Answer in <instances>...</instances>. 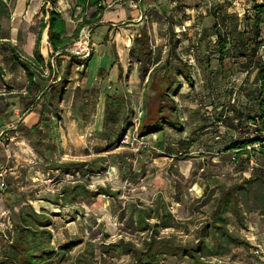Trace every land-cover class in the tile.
<instances>
[{
    "label": "rangeland",
    "instance_id": "rangeland-1",
    "mask_svg": "<svg viewBox=\"0 0 264 264\" xmlns=\"http://www.w3.org/2000/svg\"><path fill=\"white\" fill-rule=\"evenodd\" d=\"M6 1L8 2L11 16L10 18L2 19V34L6 40L20 45V48L26 54L28 39L37 33L41 21L43 19L47 20L48 16L45 11L50 6L45 4V0ZM104 3L109 10L116 11L113 14L115 19L113 23L116 24V27L111 28H116L117 30L131 24L129 20L132 17L128 16V18L119 20V8L116 6L137 5L139 6L138 9L143 11L145 26L142 31L149 37L148 49L146 50L148 52L147 55H143L144 52L142 53L140 44L137 41L135 42L136 35L131 38V45L135 44V46H131L132 50L130 52L132 60L139 64L142 77L145 80L149 78L140 98L136 101L124 91L125 87H123V93L110 92L111 90L104 83L101 84L99 82L97 87L88 89L86 68L81 64L85 60H74L75 62H71L73 63L72 65H68L67 61L69 62V60L64 58L60 60L66 61V63L61 62V65L58 66L56 59L52 58L51 46L44 44V41H46L44 36L48 35L47 31H45L41 51L48 59V62L51 61L56 76L55 74L50 75L49 68H45L43 78L45 79L43 84L44 93L37 90V88H33L29 94L30 98L25 101L26 106L30 105L31 107L34 104L35 107L33 108L36 109L40 100H44L36 113L28 119V130L25 136L21 135L24 139L10 140L11 148L9 153L11 163L9 167L12 170H8L5 178L12 190L18 191L19 194L28 195L34 203L36 202L35 200L43 198L51 200L61 193L64 186L73 184L80 177L79 174V176H74L67 171L56 170L57 165H74L82 162L91 164L92 161L99 157H105L108 161L107 170L103 174L91 176V180H89L90 189L96 190L99 186L110 185L113 190L120 191L119 197L114 199L101 197L92 204L81 202L76 205L79 207L81 214L75 218V221L69 214L52 217L51 219L55 223L53 229L55 231L59 230L58 232L62 233L65 238L85 239L86 242L92 241L95 244H99L102 241L105 243L116 242L121 237H126L141 245L144 235L125 230V225L120 220V211L128 201L138 199L136 194L141 184V182L137 183L135 180H130L126 183L123 179L124 167L134 173L135 167H140L141 156L145 153L148 154V151L142 141L132 142L130 145L122 144L123 138L121 135L125 134L127 130L123 127L122 122L128 114L133 117L135 112H138L139 107L144 112L141 122L151 115L158 117L159 113L157 112L160 107H164L163 113H168L166 107L170 106L172 101L171 97L163 93L165 88L170 85L168 80H164V77L169 79H174V77L170 70L166 72V66H168V69L170 66L173 69L181 65L179 59L185 61L193 60L191 58L194 55L188 54V50L194 47L193 45L198 41V37L195 39L193 37L187 38L190 40L188 43L191 46L190 48H185V46L180 47L181 50L177 48L179 41H181L178 38L179 32L177 31V26L181 20L178 17L175 18L177 12H180V10H175L177 7H167L161 13L160 9L149 7L146 0H104ZM58 7L63 11L64 15L70 16L72 14L71 7H73V4L71 0H61ZM79 12L80 10H77L74 14L76 16L74 17L75 21L79 18H77ZM195 21L196 24H192V29H196L198 23L203 24L202 27H205L206 32L203 33L201 40L205 42V45L209 46L212 54V49L215 46L213 41L217 39L214 38V32L210 31V28L213 29L212 18L203 14H195ZM170 25H173V31L169 29ZM90 33L92 34L93 32L86 31L82 39L89 43L90 56L94 55L95 50L97 51L88 67L90 81L93 82L99 72V66L102 64L100 56L107 50L105 47H97L96 49ZM210 37L213 38L211 39ZM183 47L184 49H182ZM8 53L7 48H1L0 68L4 73L5 80L0 79V114L4 113L9 103L8 98L12 97L13 94L20 93L25 78L22 68L11 64ZM211 54H200V58ZM170 58L171 60H168ZM77 66L79 67L78 69ZM236 68L231 77L223 78L221 86H216V95L219 97H223V94L227 97L226 91H232V97L237 99L241 97L243 99L244 96L252 92L253 83L251 81L248 82L246 79L247 73L238 70V67ZM4 84L6 85L4 86ZM249 89L250 91L247 92ZM206 98L205 101H208L209 98ZM176 101L179 103V100L176 99ZM182 108L189 114L186 110L188 109L187 107L183 106ZM44 110H46L45 113ZM204 111L206 113L212 112V110H206L205 107H201L200 114L203 116H206ZM112 112L117 114L116 120L108 119V113L111 115ZM10 113H12V110ZM49 120H51V124H47ZM6 122L9 123V120L7 119ZM50 125L53 131L56 129L53 132V136L57 147H54V145L50 146L48 138L52 130L49 128ZM11 138L12 131H4L1 137L5 143ZM114 144L116 145L115 148L107 151V149H110L107 147ZM158 155L164 157L163 154ZM155 156H157V153ZM205 156L206 171H217L218 164L215 162L216 160L212 161L215 156L210 154H205ZM181 158L183 159L184 155L181 156L179 154L173 162H170V159L163 162L158 161L154 168L158 169V174L161 175V172L165 170L167 163H169V173L178 179L180 191L183 193L188 188L189 181L182 179L183 175L178 166ZM253 161L256 164L264 163V149H261L260 146H257ZM131 164L132 166H130ZM193 167L194 171L191 174L196 176L197 172H200L201 166L195 164ZM252 174L254 176L253 182H246V180L238 182L240 183L239 185L244 186L238 191L245 189L237 195L239 198L238 216L233 213V215L227 217L229 219L228 225L232 229V236L241 241L252 243L251 246L228 243L218 248V241L212 237V241H215L214 250L211 254H202V257H199L201 264H264V241L255 240L253 237L254 233L256 235L261 233L262 239H264V208L259 202L261 194H264V181L258 175H255L254 171ZM216 189H210L200 204L198 199H195V202H190L183 198L181 209L183 210V207H185L187 213L179 212L180 219L174 225L172 223L174 229L164 230L162 235H171L177 244L196 248L204 238L203 230L205 227L213 225L216 221L217 217L214 218V215L219 203L218 195L215 196L218 193V189ZM224 191L235 193L236 190L234 185H232ZM224 191L221 193L220 199ZM48 203L46 205L52 213H61L58 207L51 206ZM212 204L213 206H211ZM35 205L39 204L36 203ZM65 208V210L69 209V212L73 211L69 207ZM255 222L258 226L256 228L253 226L254 229H252L251 224ZM105 233H108L109 237L103 240ZM83 247L84 245L76 248L72 255H75ZM75 258L77 257H72L68 263L65 262L64 264H73ZM88 261L90 264H121L128 262L129 257H89ZM195 261L193 257H187L185 260H181L179 257H170L167 260H163L162 264H197Z\"/></svg>",
    "mask_w": 264,
    "mask_h": 264
},
{
    "label": "trees",
    "instance_id": "trees-1",
    "mask_svg": "<svg viewBox=\"0 0 264 264\" xmlns=\"http://www.w3.org/2000/svg\"><path fill=\"white\" fill-rule=\"evenodd\" d=\"M61 0H45V4L50 8L45 11L48 16L47 20L43 19L40 23L39 29L36 33L35 48L32 56L26 55L20 48V45L6 40L2 34V19L10 18L11 11L6 0H0V50L7 48L9 58L12 65L22 68L26 80V96L23 97L22 93L13 94L8 98V105L4 113L0 114V127L4 126V119L2 116L7 112H12L16 109L17 104L20 106L30 98V92L33 88H37L44 93V71L49 68V74H55L54 67L50 62H46L42 51L43 34L47 31L48 42L53 50V57L55 56L58 66L61 65V57L69 56L75 62L77 57L71 54V50L75 42L82 38V30L86 27L92 28L93 26L100 25L103 19V14L106 10L104 0H71L73 7L72 15L80 10L77 16L78 25L74 33L69 36L67 21L63 11L58 7ZM233 5L232 1L224 0L223 3L213 5L209 8L208 16L212 18L214 38H217L213 43L215 46L212 49V54L208 45L201 40L203 34L198 37V41L193 45L194 55L192 57L194 62L208 64L204 71L207 75L209 93L205 94L207 103L213 108L212 112L206 113L205 120L210 121L212 114L217 113L216 122L231 129H236L237 137L233 135L221 134L224 147L222 152H232L233 161H238L239 158L245 156L247 161L253 160L257 151V146L264 149V39L262 38V27L264 25V1L262 4H254L250 11H247L243 16L232 14L228 8ZM45 10V8H44ZM90 12V14H88ZM173 31V25L169 26ZM200 32H206L202 28ZM211 38V37H210ZM212 39V38H211ZM137 42L140 44L143 55H147V46L149 44V37L141 35L138 37ZM209 50L208 54L200 58L202 47ZM94 55L85 59L82 66L87 69L90 61ZM75 60V61H74ZM168 60H171L168 59ZM167 60L169 66L170 63ZM183 68H175L174 71L170 66H166V72L170 70L174 79L165 78L169 84L163 93L171 97L172 104L167 108L168 113H163V108L158 109L159 116L151 115L146 117L142 122L138 137L135 142L142 141L141 137L151 134L164 132L166 128H171L175 131H182L184 122L183 108L176 101V96L182 88L181 77L193 88L194 77L192 74V65L189 61L179 59ZM215 65V66H213ZM247 73L246 79L253 83L252 92L244 96L243 99L239 97H232V91H226L223 97L216 95V86H221L223 78L231 77L234 70L237 69ZM56 76V74H55ZM214 78H218V84L214 85ZM0 79L5 80L4 73L0 68ZM7 84V83H6ZM4 84V86L6 85ZM163 84V83H161ZM246 85V84H245ZM244 85V86H245ZM250 89L247 91L249 92ZM230 90V89H229ZM23 98L25 99L23 101ZM34 104H32L33 106ZM217 105V107H214ZM30 105H27V110ZM13 108V109H12ZM24 109V110H25ZM209 110V109H206ZM108 119L116 120L117 114L115 112L108 113ZM133 120V117H132ZM128 124L125 134L121 135L123 138L129 132L132 124ZM200 137V135H197ZM196 139L179 140L178 151L181 156L190 152V148L194 146ZM218 142V137H217ZM115 144L108 146L107 151L115 148ZM182 159V158H181ZM105 157H99L92 161L91 164L77 163L74 165L59 164L56 170L68 172L71 175L79 176L73 184L63 187L61 193L55 199L43 198L47 202L58 206L63 209L68 206H75L81 202H88L92 204L95 200L101 197L118 198L120 195L119 190H113L110 185L99 186L96 190L90 189L91 176L103 174L107 170L108 163ZM259 168L254 170V174L258 175L264 181V163H258ZM132 166V164L130 165ZM79 174V175H78ZM254 176L248 181L253 182ZM90 178V179H88ZM235 190L241 188L234 185ZM232 192H225L222 195L218 204V209L214 215L217 223L218 218L221 219L222 212L225 211V203ZM238 216V212H235ZM61 213H49L42 209L39 213L36 212L32 205L23 208L18 214H15V229L14 234L6 235V245L3 254L5 257L2 264H64L71 260V250L80 244V240L69 238L66 242L55 241L54 233L51 228L55 223L52 217H59ZM120 220L125 225V230L133 231L135 234L144 235L141 245L136 244L132 239L121 237L116 242L105 243L104 241L99 244L88 243L87 249L84 253L75 258L73 264H90L89 257H129V261L121 264H162L163 260L170 257H179L181 260L187 257H193L197 264H201L199 257L202 254L212 253L214 245L210 242L204 244L202 240L196 248L180 245L175 242V239L168 238L162 235V231L167 228H174L172 223L175 222L173 213L168 209V205L163 198H158L154 205H145L141 200L128 201L120 211ZM223 220V219H222ZM207 225L203 230L205 239L215 237L217 231L220 229L215 225ZM223 235L227 236L236 245H244L250 247L251 244L246 241L234 238L228 231H223ZM109 237L108 233L103 235V240ZM229 240V241H230ZM221 248V245H218Z\"/></svg>",
    "mask_w": 264,
    "mask_h": 264
},
{
    "label": "crops",
    "instance_id": "crops-1",
    "mask_svg": "<svg viewBox=\"0 0 264 264\" xmlns=\"http://www.w3.org/2000/svg\"><path fill=\"white\" fill-rule=\"evenodd\" d=\"M149 4V7L160 9V12L163 13L167 7L174 8L177 7V11L180 10V12H177V16L175 18H180L181 22L178 24L177 31L178 38L181 39L179 41V44L177 45V48L181 50L180 47L185 46V48H190L191 46L188 45L190 40L187 38L193 37L194 39L197 37H200L203 33L200 32L203 24L198 23L196 26H198L196 29H192L193 25L196 24L195 21V14H203L204 16H208L209 8L213 5L218 4V2L223 3L224 0H146ZM233 2V5L228 8V11L232 14L243 16L247 11H250L252 6L256 4H262L264 0H229ZM131 3V2H130ZM133 3V2H132ZM105 5V3H104ZM119 8V20H123V18H128V16H131L132 19H130V23L125 28L117 30L116 24L113 23L115 21L114 19V13L116 11L109 10L108 7H106V10L103 14V19L100 22V25L93 26L92 28L86 27L82 30V36L85 35L86 31H92L91 39L93 40V44L96 47H105L106 52L102 53L100 58L102 59L101 65L99 66V72L97 74V77L94 78V81H90L88 67L86 69V78L88 80V89L95 88L98 86L99 83H104L108 89H110V92L113 93H123V87H125V92L131 97H133L136 101L140 98L144 86L147 83V80L142 77L141 75V69L139 67V64L134 62L132 58L130 57V52L132 50L131 46H135V44L131 45L132 40L131 38L136 35L135 42L137 41L138 37H141L142 34L146 35L142 30L145 26V17L143 14V11L139 8L137 5H129L126 7H123L122 5L116 6ZM135 8V9H134ZM162 9V11H161ZM146 13V12H145ZM191 15V16H190ZM74 17L72 14L70 16H66L67 21V28H68V35L71 36L74 33V30L76 29L78 25V20H74ZM112 22V23H111ZM200 22V21H199ZM193 24V25H192ZM156 25V24H154ZM206 26V25H205ZM152 34V33H150ZM155 35V34H154ZM213 38V37H211ZM262 38L264 39V25L262 27ZM44 44L46 46L50 45L48 43V35L44 36ZM35 42H36V34H34L32 37L28 39L27 46H26V54L29 56L33 55L34 48H35ZM194 44V43H193ZM148 49V46H147ZM184 49V47L182 48ZM201 52L208 54L209 50L206 49V47L201 48ZM194 50L191 48L188 50V54L192 53ZM51 52L53 53V50L51 48ZM96 50L94 52V56L96 55ZM148 52V51H147ZM43 54V53H42ZM46 62H48V59L43 54ZM192 57L191 55H189ZM55 59V56L52 57ZM67 58L69 62L67 61L68 65H72V60L69 56H62L61 59ZM192 59V58H191ZM189 63L192 65L191 70L194 77V86L193 88L181 77L182 81V88L178 95L176 96V99L179 100V104L181 107L185 106L188 109H186L187 112H185V109L183 110L184 114V122L185 125L182 128V131L178 132L171 128H166L164 132L151 134L148 136L141 137L142 142L145 144V148L148 151V154H144L140 158V167H135L134 173H131L127 167H124V174L123 179L127 183L128 181H134L135 182H141L140 186L138 187L136 198L141 200L145 205H154L155 201L158 198H163L167 205L168 209L173 213L175 217V222L179 220L180 215L179 212L187 213L185 210V207L182 208V200L183 198H186L190 202H195V199H198V203H202L204 197L208 193L210 189L217 188L216 190L218 193L215 194V196L218 195V200L220 201V195L224 190L229 189L232 185L243 187L242 185H239L238 183L240 180H246V182H249L248 180L253 176V171L259 168V164L254 163L253 160L247 161L245 159V156L238 159V161H233V153L232 152H222V149L224 147V141H222L221 134L224 135H233L235 138L237 137V131L236 129H231L229 127L223 126L222 124L218 125V122L215 120L216 114L214 113L210 117V121H207L204 119L205 116L200 114V108L205 107L206 109L211 110L213 107L207 103V101L201 99L205 98V94L209 93L210 90L208 89V82L209 79L207 75H205L204 71L206 70L208 64L194 62L193 60H188ZM62 63H66V61L62 60ZM75 64V63H74ZM90 64V63H89ZM215 66V65H213ZM79 67L77 66V69ZM177 68H183L182 64L179 65ZM175 69V68H173ZM150 74V73H149ZM24 85L21 87L20 93L23 94V97L26 96V87H27V80L26 76L24 74ZM218 84V78H214V85ZM120 91V92H119ZM43 93V92H42ZM23 98V101L25 100ZM44 101L43 99L40 100V103L35 108V105L29 107L27 110H24V104L21 106L17 104V108L14 109L12 113L7 112L2 116L4 119V126L0 127V132L2 131H12V139H24L21 135L25 136L26 131L28 130V119L31 115L36 113L37 109L42 104L41 102ZM46 107V106H45ZM214 107H217V105H214ZM218 110V107L216 108ZM21 112V113H20ZM46 110H44V113ZM47 116V114H45ZM24 117V119H23ZM9 120V123L6 122V120ZM132 117L131 115H126L124 118V121L122 122L123 127H128V124L131 122ZM8 124V126H7ZM47 124H51V120L48 121ZM7 126V127H6ZM31 128V126H29ZM50 129H52L51 125L49 126ZM56 129H54L55 131ZM53 129L50 132V136L48 137L50 140V146L57 147V144L55 142V137L53 136ZM197 135H200V137H197ZM19 136V137H16ZM194 146L190 148V152L187 154H184V158L180 160L178 166L179 170L182 173V179L184 181H189L188 188L181 193L180 191V185L178 184V179H176L173 175L169 173V167L170 164L167 163L165 170L161 172V175L158 174V169L154 168V166L157 165V162H163L167 159H170V162H173L176 156L179 154L181 155V152L178 151V141L179 140H188V139H196ZM218 137V142H217ZM52 140V141H51ZM21 141V140H20ZM24 141V140H22ZM49 142V141H48ZM52 148V147H50ZM10 152V151H9ZM2 144H0V171L3 168H8L12 170L11 167H9L10 161V153H9ZM157 153V156L155 154ZM158 154H163L164 157H160ZM203 154V155H202ZM205 154H210L212 156H215V158L212 159L216 160L215 162L218 164V170L214 172L206 171L205 167ZM155 157H154V156ZM151 156V157H150ZM230 156V158H229ZM107 160V159H106ZM200 160V161H199ZM202 161V162H201ZM108 163V161H106ZM197 162V163H195ZM199 162V163H198ZM201 162V163H200ZM197 164V166H201L200 172H197L196 176H192L191 172L194 171V165ZM130 172V173H129ZM160 178H159V177ZM159 180V181H157ZM159 182V183H157ZM245 182V183H246ZM138 185V184H137ZM224 189V190H223ZM240 188L236 189L235 193L233 192L229 197L227 202L225 203V211L222 213L221 219L218 218V222L215 224L220 229H214L216 232L215 234V240L218 241V245H226L228 243L233 244V242L225 235L222 234L223 231H228L232 235V229L228 225L227 217L229 215H233L236 211L238 212L239 208V201H238V193L245 190L242 189L241 191H238ZM214 196V197H215ZM260 204L262 208H264V194H261L260 197ZM137 200V199H135ZM34 203L28 195L19 194L18 191L12 190L7 181L6 178H0V264L4 261V247L7 244L6 241V235L14 234L15 229V214H18L23 208H26L29 205H32L36 212H40L42 209L48 211L52 214V212L48 209L45 200L38 199L35 200ZM45 201V202H44ZM18 203V204H17ZM38 203L39 205H35ZM51 206H56L54 204L48 203ZM219 204V203H218ZM206 206V205H205ZM203 206V207H205ZM213 206V204L211 205ZM58 207V206H56ZM71 210L69 212L68 210H65L66 208L59 209V212L61 214L66 215L69 214V216L75 221V218L78 217L81 214V211L79 207L75 206H68ZM64 210V211H62ZM191 213V212H190ZM189 213V214H190ZM223 219V220H222ZM255 228L258 226V224L252 223L251 228ZM174 227V226H173ZM54 233L55 241L60 242H66L67 239L71 237L65 238L64 235L59 230H54L51 228ZM174 228H167L165 230H170ZM165 236V235H163ZM63 237V239H62ZM165 237H170L174 239L171 235H166ZM254 239L255 240H263L262 234L257 233V235L254 233ZM212 237L209 239L203 238L204 244L210 242V245H214L215 241L213 242ZM237 239V238H236ZM230 240V241H229ZM80 244H78L76 247H74L70 255L71 257H78L84 253V251L88 247V243L85 239H81ZM260 242V241H259ZM252 244V243H251ZM83 249L79 250L75 255H72L73 251L83 246ZM260 245V244H257Z\"/></svg>",
    "mask_w": 264,
    "mask_h": 264
},
{
    "label": "built area",
    "instance_id": "built-area-1",
    "mask_svg": "<svg viewBox=\"0 0 264 264\" xmlns=\"http://www.w3.org/2000/svg\"><path fill=\"white\" fill-rule=\"evenodd\" d=\"M71 54L80 60H85L91 54V49H90L88 41H84L81 38L77 42H75V44L72 47ZM138 109H139L138 112H135V114L133 115L132 124L129 128V132H132V135H130V133H127L122 139V142H123L122 144L124 145L125 144L130 145L132 142H135L137 140V137H138L137 135L139 132V128L142 124L141 121H142L143 113H144L141 107H139ZM3 134H4V131L0 132V144H2L4 148L9 152L11 148L10 140L12 141V138L9 139V141L5 143L3 139H1ZM8 170L9 169L7 167L3 168L0 171V178H5L8 173Z\"/></svg>",
    "mask_w": 264,
    "mask_h": 264
},
{
    "label": "bare ground",
    "instance_id": "bare-ground-1",
    "mask_svg": "<svg viewBox=\"0 0 264 264\" xmlns=\"http://www.w3.org/2000/svg\"><path fill=\"white\" fill-rule=\"evenodd\" d=\"M46 45V44H45Z\"/></svg>",
    "mask_w": 264,
    "mask_h": 264
}]
</instances>
